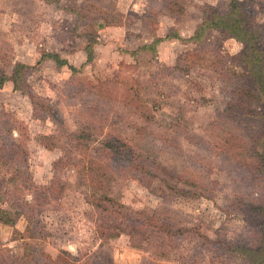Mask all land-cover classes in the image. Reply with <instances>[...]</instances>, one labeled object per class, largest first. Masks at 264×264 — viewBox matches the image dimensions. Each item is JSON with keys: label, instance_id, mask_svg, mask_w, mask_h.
<instances>
[{"label": "rangeland", "instance_id": "rangeland-1", "mask_svg": "<svg viewBox=\"0 0 264 264\" xmlns=\"http://www.w3.org/2000/svg\"><path fill=\"white\" fill-rule=\"evenodd\" d=\"M131 1L0 0V68L12 76L19 61L36 66L25 76L30 95L10 79L0 87V208L15 217L0 222V264H20L32 246L52 264H247L198 235L258 241V218L238 209L264 203L263 109L235 58L244 45L215 32L200 45L172 38L141 49L172 30L192 36L206 7L224 14L232 0H137L139 12ZM253 8L264 30V0ZM45 51L77 70L38 64ZM114 138L135 152L134 162L117 161L129 170L103 153ZM95 192L129 207L133 238L127 219L105 226L88 201ZM136 210L153 223L140 225L148 220ZM156 215L173 229H159Z\"/></svg>", "mask_w": 264, "mask_h": 264}, {"label": "trees", "instance_id": "trees-1", "mask_svg": "<svg viewBox=\"0 0 264 264\" xmlns=\"http://www.w3.org/2000/svg\"><path fill=\"white\" fill-rule=\"evenodd\" d=\"M74 12H77L79 17L82 19L84 15L82 12L77 10V8H73ZM256 11L253 8V0H232L230 3V11L224 14H221L216 8L213 6H208L204 9V17L202 22L197 26L194 34L190 37H183L179 32L171 31L168 33L164 38H156L152 44H146L141 47L142 50L144 49H156L155 45L159 44L160 41L164 39H179L186 43H196L201 44L203 41L208 40L211 36H214L215 32H218L226 37H233L237 40L241 41L244 45L243 49L239 54L235 56L236 60L241 63L248 72L252 74L253 82L255 83V88L252 90L255 95L260 100L262 104V111L261 115L264 117V30L259 28L257 23L255 22ZM96 40L89 39V42L86 46L87 51V61H91L94 58V44ZM156 53V52H155ZM202 53H206L204 48L201 50L193 51L192 53H186V57L190 56L191 54L200 56ZM47 58L52 59L55 61L58 67H63L64 65H68L73 72L77 70L76 67L69 64L68 60L63 58L58 53H53L49 51L43 52L41 60L38 62L41 63L42 60ZM184 56L180 57L178 62L182 64L183 69H187L186 63H183ZM37 64V66H38ZM36 66L29 65L24 62H17L14 69L12 76H9L4 69L0 68V87L4 85L7 80H12L14 84V88L17 90H21L23 93H28L27 91L28 84L26 80V73L30 70H33ZM188 70V69H187ZM30 95V94H29ZM33 99L34 105L39 107L48 105L39 102L36 97ZM49 107V105H48ZM47 107V109H48ZM46 109V111H47ZM83 143V142H82ZM84 144V143H83ZM13 148V147H12ZM0 151H8V147L4 142H0ZM227 149L224 151L226 152ZM229 151H227L228 153ZM18 151L16 149H12V156L14 157ZM103 153L107 156V158L111 161H114L120 169L129 170L126 164L119 165L117 161L122 159L126 162H134V150L124 141L119 139H112L106 145L105 150ZM2 153L0 152V155ZM258 158L260 159V168L264 169V143L261 144L260 152H258ZM117 157V158H116ZM116 158V159H115ZM15 158H13V161ZM238 163V160H235ZM239 164V163H238ZM241 167H248V162H241ZM56 186V185H55ZM55 186L51 187L53 189ZM62 185L59 187L61 188ZM94 194V195H93ZM91 196L88 197L89 203H92L93 206L97 209L98 206L102 207V214H104L107 222L105 223L106 227H112L118 223H121L123 219H127L130 222L129 225V233L134 237L133 231H136L135 224L132 226L131 222L133 217L129 212V207L119 201H116L113 197L107 194H101L97 196V192L93 193ZM179 195L188 196V197H195L198 195L206 196L205 192L199 194L196 191H184L179 192ZM103 204H107L106 208L103 207ZM238 209L246 211V209L251 210L254 213V216L258 218L257 221V232H258V241L256 244L253 245H246L243 243H232L223 241H213L209 239L207 236L198 233L199 238L203 240V243L206 245H212V248L215 249H224L229 251L230 253L236 254V257L241 258L247 264H264V203L260 205L249 204L248 202H241L239 203ZM137 216H140V213L144 215V217L148 220L147 222H140V225H146L148 222H152L153 220L150 217V213L146 210L138 212L133 211ZM147 215V216H146ZM105 218L103 220L105 221ZM156 218L159 220L160 223L162 220V227L161 224L157 225L159 229L164 231L165 233L169 232L170 229H173V224L171 220L167 218L159 217L156 215ZM139 220H136L138 222ZM0 222L6 224H13L15 222V217L12 214L4 209L0 208ZM189 229H186L188 231ZM33 251L26 253L23 255L20 264H52L51 259L43 257V253L41 249L32 246ZM225 253V252H224Z\"/></svg>", "mask_w": 264, "mask_h": 264}, {"label": "crops", "instance_id": "crops-1", "mask_svg": "<svg viewBox=\"0 0 264 264\" xmlns=\"http://www.w3.org/2000/svg\"><path fill=\"white\" fill-rule=\"evenodd\" d=\"M136 1L137 0L131 1V4H133V5H132V7H129V9H132L134 11H138L139 12V9L141 8L144 11L145 8H142L140 5H137Z\"/></svg>", "mask_w": 264, "mask_h": 264}]
</instances>
